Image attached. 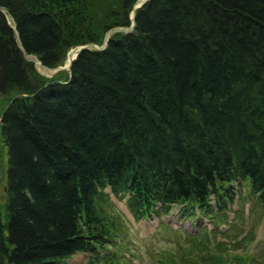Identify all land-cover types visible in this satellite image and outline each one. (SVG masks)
I'll use <instances>...</instances> for the list:
<instances>
[{"label": "trees", "instance_id": "trees-1", "mask_svg": "<svg viewBox=\"0 0 264 264\" xmlns=\"http://www.w3.org/2000/svg\"><path fill=\"white\" fill-rule=\"evenodd\" d=\"M135 2L0 0V264H96L119 236L106 189L137 220L227 215L244 187L264 207V0H149L69 80L27 59L101 44Z\"/></svg>", "mask_w": 264, "mask_h": 264}, {"label": "rangeland", "instance_id": "rangeland-1", "mask_svg": "<svg viewBox=\"0 0 264 264\" xmlns=\"http://www.w3.org/2000/svg\"><path fill=\"white\" fill-rule=\"evenodd\" d=\"M76 47L69 49L64 61L52 68L35 63L37 59L32 56H29L31 60L26 57L35 64L37 72L43 77L50 79L60 73L61 79L65 80L66 70L55 72V68H65L63 65L67 61V54ZM3 97L0 95V116L6 104ZM6 152L0 132L1 212L5 198ZM104 193L106 196L111 195L108 189ZM240 193L243 196H236L231 205L232 211L227 215L209 216L195 211L184 219L180 207L175 206L170 214L160 219L139 222L133 220L125 201L111 199L112 196L109 199L105 197L102 206L104 213L116 223L119 236L116 244L100 253L94 261L96 264H264V207L258 205L254 198H249L245 187ZM210 199V206L214 208L215 199L213 196ZM177 218L181 222L190 220L191 228L173 229L170 221H176ZM224 224L226 229L221 227ZM91 257L90 253H78L67 262L88 264Z\"/></svg>", "mask_w": 264, "mask_h": 264}, {"label": "water", "instance_id": "water-1", "mask_svg": "<svg viewBox=\"0 0 264 264\" xmlns=\"http://www.w3.org/2000/svg\"><path fill=\"white\" fill-rule=\"evenodd\" d=\"M148 1L149 0H137L136 3L132 6V9H131V12H130V17H129L130 23H129V25L127 27H116V28L109 29L106 32V34H105V36H104V38L102 40V44L100 46L93 45V44L89 43V44H85V45H80V46L76 47L74 50L69 51V53L67 54V65L68 66L66 68L56 67L55 68V72H58V71H61V70H66L67 79L69 80V78L71 76V65H72L73 61L76 59V57L82 51L88 50V49H91V48H94L97 51L106 50L107 44H108V36L111 35V34L113 35V34H127V33H130L133 30V28H134V19H135L136 10H138L140 7H142ZM12 28L16 32V29H15L14 25H12ZM72 52H74V54ZM29 60H31L30 57H29ZM35 63H38V64L41 65V62L39 60H37ZM14 98L15 97H13L12 101L14 100ZM1 119H2V116H0V122H1ZM3 142H4V145L6 146L7 145L6 141L4 140Z\"/></svg>", "mask_w": 264, "mask_h": 264}, {"label": "bare ground", "instance_id": "bare-ground-1", "mask_svg": "<svg viewBox=\"0 0 264 264\" xmlns=\"http://www.w3.org/2000/svg\"><path fill=\"white\" fill-rule=\"evenodd\" d=\"M72 53L74 54V52H72ZM63 66H65V68L68 66V65H67V61H66V63H64Z\"/></svg>", "mask_w": 264, "mask_h": 264}]
</instances>
